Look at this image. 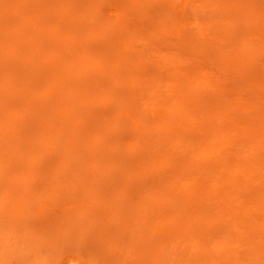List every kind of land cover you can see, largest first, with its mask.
Segmentation results:
<instances>
[{"label":"rangeland","instance_id":"obj_1","mask_svg":"<svg viewBox=\"0 0 264 264\" xmlns=\"http://www.w3.org/2000/svg\"><path fill=\"white\" fill-rule=\"evenodd\" d=\"M0 264H264V0H0Z\"/></svg>","mask_w":264,"mask_h":264}]
</instances>
